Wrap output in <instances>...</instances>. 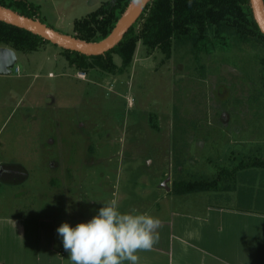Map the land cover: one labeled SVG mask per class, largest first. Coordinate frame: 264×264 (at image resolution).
I'll list each match as a JSON object with an SVG mask.
<instances>
[{
	"label": "rangeland",
	"instance_id": "rangeland-1",
	"mask_svg": "<svg viewBox=\"0 0 264 264\" xmlns=\"http://www.w3.org/2000/svg\"><path fill=\"white\" fill-rule=\"evenodd\" d=\"M29 1L47 25L69 35L88 14L89 0ZM256 53L236 45L197 61L185 48L166 57L139 41L131 65L110 73L71 65L53 43L18 50L12 73L0 75V167L25 173L2 171L0 215L27 216L29 225L53 221L57 233L65 222L89 221L111 199L121 211L157 215L206 202L233 205L239 187L180 195L172 188L175 179H213L223 167L264 160ZM114 61L122 63L116 54ZM261 176L254 191L264 185Z\"/></svg>",
	"mask_w": 264,
	"mask_h": 264
},
{
	"label": "trees",
	"instance_id": "trees-1",
	"mask_svg": "<svg viewBox=\"0 0 264 264\" xmlns=\"http://www.w3.org/2000/svg\"><path fill=\"white\" fill-rule=\"evenodd\" d=\"M131 1L103 2L96 10L74 21L72 36L90 43L106 39ZM0 6L45 23L41 19L40 7L29 0H0ZM139 41L151 50L160 49L166 57H170L178 47L185 48L197 61L202 54H210L215 50H229L236 45L251 46L257 50L264 89V33L255 19L251 0H150L138 20L112 49L103 54L88 55L53 44L62 49L63 55L73 66L122 73L131 65ZM44 43L52 42L0 20V46L13 48L16 52H31L38 50ZM114 54L121 58V65L114 61ZM175 114L178 116V110ZM179 129L182 134L187 133V125H181ZM258 171L263 179V159L242 160L230 169L223 167L221 173L213 179L199 175L175 179L172 189L180 195L239 187L240 206L249 210L253 209V204L246 203L252 202V199L264 203V185L254 191ZM259 207L255 205L254 209L260 210Z\"/></svg>",
	"mask_w": 264,
	"mask_h": 264
},
{
	"label": "crops",
	"instance_id": "crops-1",
	"mask_svg": "<svg viewBox=\"0 0 264 264\" xmlns=\"http://www.w3.org/2000/svg\"><path fill=\"white\" fill-rule=\"evenodd\" d=\"M103 2L89 0L88 13ZM235 200L233 205L206 202L196 210L150 212L162 222L160 238L150 251L138 253V264H264V211L244 209L240 197ZM54 223L29 225L27 216L0 215V264H70Z\"/></svg>",
	"mask_w": 264,
	"mask_h": 264
},
{
	"label": "clouds",
	"instance_id": "clouds-1",
	"mask_svg": "<svg viewBox=\"0 0 264 264\" xmlns=\"http://www.w3.org/2000/svg\"><path fill=\"white\" fill-rule=\"evenodd\" d=\"M161 223L149 212L121 211L111 199L89 221L74 227L65 222L57 233L70 264H138V253L159 242Z\"/></svg>",
	"mask_w": 264,
	"mask_h": 264
},
{
	"label": "water",
	"instance_id": "water-1",
	"mask_svg": "<svg viewBox=\"0 0 264 264\" xmlns=\"http://www.w3.org/2000/svg\"><path fill=\"white\" fill-rule=\"evenodd\" d=\"M94 0H90V3ZM150 0H132L126 12L118 21L110 35L97 43H90L62 33L41 21L0 6V20L27 29L60 47L79 51L88 55H99L112 49L129 28L138 20ZM255 19L264 33V0H251ZM17 62V52L10 47L0 46V75L11 74ZM0 167V175L2 174ZM169 178V177H168ZM164 186L170 188L164 182Z\"/></svg>",
	"mask_w": 264,
	"mask_h": 264
},
{
	"label": "flooded vegetation",
	"instance_id": "flooded-vegetation-1",
	"mask_svg": "<svg viewBox=\"0 0 264 264\" xmlns=\"http://www.w3.org/2000/svg\"><path fill=\"white\" fill-rule=\"evenodd\" d=\"M2 169L5 170V172L9 175V176H17L20 173V176L24 175L23 172H25L24 170H22V168H18L15 166H10L4 169V166H2Z\"/></svg>",
	"mask_w": 264,
	"mask_h": 264
},
{
	"label": "built area",
	"instance_id": "built-area-1",
	"mask_svg": "<svg viewBox=\"0 0 264 264\" xmlns=\"http://www.w3.org/2000/svg\"><path fill=\"white\" fill-rule=\"evenodd\" d=\"M16 70H19V68L17 67ZM79 76L82 78L86 77V73L85 72H79Z\"/></svg>",
	"mask_w": 264,
	"mask_h": 264
}]
</instances>
